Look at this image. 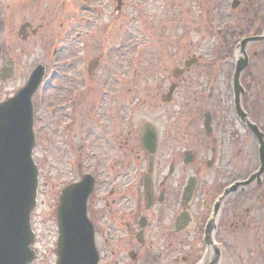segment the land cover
Listing matches in <instances>:
<instances>
[{"label":"rangeland","instance_id":"obj_1","mask_svg":"<svg viewBox=\"0 0 264 264\" xmlns=\"http://www.w3.org/2000/svg\"><path fill=\"white\" fill-rule=\"evenodd\" d=\"M233 1L111 0V5L105 9V24L100 25L97 20V24L82 29L90 33L98 29L97 36L93 34L88 38L93 57L99 58L103 48L110 50L111 54L103 57L97 70L101 82H111L113 90H118L119 84L115 81H126L122 97L128 100L130 110L135 105V110L129 112V115L134 112L133 128L153 121L161 128L176 129L178 134H200L209 112L214 136L227 135L226 142L213 145L216 151L212 146L201 147L199 143L194 146L192 141L177 143L178 167L184 164L186 152L193 148L195 157L188 168L193 172L199 167L200 171L199 190L190 208L192 222L187 228L178 230L175 236L167 232L171 236L170 250L174 252L171 258H180V264H194L205 253V225L215 196L234 180L246 179L259 165L256 138L234 112L232 76L237 58L234 43L264 31V0H240L235 8ZM117 8L121 9V14ZM60 21V15L52 20L55 30ZM79 27L76 19V33ZM48 37L42 34L33 39L25 55L17 52L20 68L13 84L17 90L25 84L27 62L40 61ZM79 40L76 36V49L83 47ZM246 49L249 63L241 75L245 89L242 104L264 131V41L250 44ZM71 58L59 56L55 65ZM195 58L197 61L185 68L183 75L174 77L175 68H182L186 60ZM62 81L58 78L56 83L46 86L44 98H37L40 104L34 159L39 167L40 188L37 207L32 214L36 233L33 247L37 252L32 264L57 262V211L61 193L64 187L76 181V159L82 160L85 155L77 152L79 138L76 134L89 124L93 89L90 84L85 87L84 96L74 105L76 112L62 102ZM155 82H159L160 94L177 83L179 88L172 90L173 101L164 104L160 98H152L157 93ZM58 102L60 111L55 115L53 109L58 108ZM210 161H213L212 166H209ZM86 171L83 169V173ZM260 180L248 186L239 185L220 200L213 223L215 229L209 236L214 245L210 250L207 248L208 264L215 261L218 252L217 264H264V172ZM205 201L208 205L203 207ZM163 229H155L160 245L168 241ZM183 257L188 261L184 262Z\"/></svg>","mask_w":264,"mask_h":264},{"label":"flooded vegetation","instance_id":"obj_2","mask_svg":"<svg viewBox=\"0 0 264 264\" xmlns=\"http://www.w3.org/2000/svg\"><path fill=\"white\" fill-rule=\"evenodd\" d=\"M110 5L111 0H0V102L17 92L13 86L20 68L17 52L27 54L33 39L48 34L47 48L40 61L27 62L24 81L37 66H43V81L34 97L36 115L37 98L40 95L44 98L46 86L53 85L58 78L63 80L60 84L63 104L76 112L74 105L84 96L85 87L92 86L89 124L82 133L76 134L79 138L77 152L85 154L82 160L76 159V183L88 175L87 211L95 228L98 264H141L143 261L155 264L160 260H168L166 264H180V258H171L174 254L170 250L171 236L192 222L190 208L199 190L200 171L199 167L193 172L188 168L195 157L193 148L186 152L184 164L178 167L177 143L192 141L194 146L199 143L201 147L212 146L216 151L213 145L226 142L227 135L214 136V129L204 128L200 134L186 136L178 134L176 129L161 128L153 121L133 128L134 112L131 115L129 112L135 110V105L130 110L128 100L122 97L126 81H115L119 87L113 90L111 82H101L98 76L102 59L110 50L103 48L99 58L93 57L88 38L98 29L94 33L82 31L87 25L105 24V9ZM118 13L121 14V9ZM57 15L61 21L55 30L52 20ZM76 19L81 25L77 33ZM76 36L82 40V48L76 49ZM59 56L72 58L55 65ZM178 73L184 74L181 70ZM173 74L176 77L175 71ZM158 84L154 83L157 93L152 98H160L168 104L173 98L172 90L179 87L174 83L168 92L160 94ZM57 105L58 108L53 109L55 115H59L56 113L60 111V102ZM152 134L154 144L149 137ZM144 135H148L149 145H146ZM178 135L181 138L178 139ZM202 163L204 161H200ZM212 164L210 161L209 166ZM83 169L87 171L83 173ZM190 184H193V190L187 193ZM207 205L208 201H205L203 207ZM156 227L164 228V233L169 231L171 236L167 233L166 244H158ZM182 259L188 261L186 257Z\"/></svg>","mask_w":264,"mask_h":264},{"label":"water","instance_id":"obj_3","mask_svg":"<svg viewBox=\"0 0 264 264\" xmlns=\"http://www.w3.org/2000/svg\"><path fill=\"white\" fill-rule=\"evenodd\" d=\"M237 4L236 2L234 5ZM263 40L264 34L250 36L241 41L243 56L237 62L234 77L237 114L253 130L261 145V152L264 133L248 119V114L241 107L240 91L243 88L240 85V75L248 64L246 46ZM194 61L196 59L187 60L186 66L192 65ZM4 72L7 73L8 70L5 69ZM42 74L43 71L37 68L16 96L0 103V264H30L37 256L36 251L31 248L35 240L31 218L37 205L39 185V169L33 158L36 141L32 95L42 80ZM144 136L146 145H149L148 135ZM153 136H149L152 137V144ZM151 149L153 151L154 148ZM261 160L262 167L258 172L245 182L236 183L227 192L240 184L248 185L255 179L260 183L261 174L264 172V158ZM191 189L193 190V184L190 191ZM89 193V177L80 184H72L63 190L58 213L60 237L57 264L98 262L94 230L86 211ZM218 207L219 204L216 209ZM213 222L211 220L207 228L208 239L214 229Z\"/></svg>","mask_w":264,"mask_h":264},{"label":"bare ground","instance_id":"obj_4","mask_svg":"<svg viewBox=\"0 0 264 264\" xmlns=\"http://www.w3.org/2000/svg\"><path fill=\"white\" fill-rule=\"evenodd\" d=\"M241 54V52L237 51V56H239ZM227 196V194L223 197L225 198ZM210 258V254H208V259Z\"/></svg>","mask_w":264,"mask_h":264}]
</instances>
